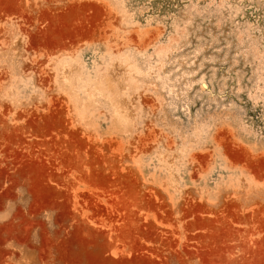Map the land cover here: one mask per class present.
<instances>
[{"label": "rangeland", "instance_id": "obj_1", "mask_svg": "<svg viewBox=\"0 0 264 264\" xmlns=\"http://www.w3.org/2000/svg\"><path fill=\"white\" fill-rule=\"evenodd\" d=\"M0 264H264V0H0Z\"/></svg>", "mask_w": 264, "mask_h": 264}]
</instances>
